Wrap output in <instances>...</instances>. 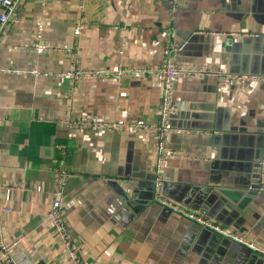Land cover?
Wrapping results in <instances>:
<instances>
[{
    "label": "crops",
    "instance_id": "obj_1",
    "mask_svg": "<svg viewBox=\"0 0 264 264\" xmlns=\"http://www.w3.org/2000/svg\"><path fill=\"white\" fill-rule=\"evenodd\" d=\"M0 35V203L7 241L24 236V264H71L45 219L55 168L70 177L62 191L66 222L95 264H264V256L162 206L154 189L149 134L69 129L94 118L155 123L162 83L153 76L77 82L12 71L65 72L69 53L16 49L35 41L68 45L85 70L157 68L171 44L179 63L264 76V0H20ZM85 22L86 31L77 34ZM169 35V36H167ZM123 43L126 44L123 47ZM10 71V73H7ZM181 105L164 161L160 197L200 211L248 244L264 249V89L258 82L221 87L215 77L182 79ZM260 160L259 189L252 190Z\"/></svg>",
    "mask_w": 264,
    "mask_h": 264
},
{
    "label": "built area",
    "instance_id": "obj_2",
    "mask_svg": "<svg viewBox=\"0 0 264 264\" xmlns=\"http://www.w3.org/2000/svg\"><path fill=\"white\" fill-rule=\"evenodd\" d=\"M20 0H0V35L10 23H20L16 15L18 2ZM52 0H42V7ZM176 4V0H173ZM87 25L85 22H79L77 25V34L82 35L86 31ZM45 31V24L39 20L35 27V41L31 44L21 43L14 47L16 49H34L38 55L46 53H69L75 60L72 67L65 72H42L38 68L30 71L16 70L12 71L16 74L30 73L37 77L55 78L58 80H70L72 90L79 80L98 78H114L120 82L122 78L134 77L144 78L145 76H153L159 79L162 83V103L158 113V120L155 123H123L113 122L108 120H99L94 118H84L82 120H67L64 125L69 129H79L92 132H121L129 131L138 134H149L154 141V189L157 202L162 206L194 221L204 228H208L221 236L227 237L230 240L244 244L254 251L259 252L264 256V249L253 244H248L240 239L237 235L228 231L227 229L219 226L218 224L207 219L200 211H187L177 205L173 204L170 200L160 197V190L162 189L166 179L163 173L164 161L175 155V152L168 147V137L171 133H181L182 130L174 128L172 119L176 116L181 108V105L176 102L175 87L182 79H203L208 77H215L217 83L221 87L229 88L236 85H246L248 82H258L263 85L264 89V76L250 75V74H230L221 70H213L206 64H186L176 62L170 55L171 44H168L164 50L163 63L157 68H144V67H126L116 66L111 70H85L79 65V54L68 45L57 46L51 44H44L42 42L43 33ZM169 36V35H167ZM126 44L123 43V47ZM10 73V71H7ZM2 119L0 118V122ZM54 187L51 193L52 201L50 209L47 212L45 219L53 228L58 238L65 247L66 258L69 259L71 264H95L85 260L82 256L84 250L83 244L73 234L69 225L66 222V208L62 199V191L66 185V181L70 174L66 168H55L54 170ZM7 186L3 185L0 181V194L3 190H7ZM11 207L0 203V264H24L20 256L17 255V250L24 240V236H17L11 241H7L4 235V222L5 214L11 213Z\"/></svg>",
    "mask_w": 264,
    "mask_h": 264
},
{
    "label": "water",
    "instance_id": "obj_3",
    "mask_svg": "<svg viewBox=\"0 0 264 264\" xmlns=\"http://www.w3.org/2000/svg\"><path fill=\"white\" fill-rule=\"evenodd\" d=\"M262 165H261V163H260V160H259V163H258V165L256 166V173H257V175L256 176H254V179H255V181L253 182V185H252V190H254V189H259V177H260V171H261V167Z\"/></svg>",
    "mask_w": 264,
    "mask_h": 264
}]
</instances>
